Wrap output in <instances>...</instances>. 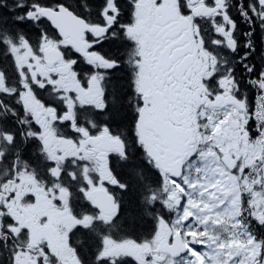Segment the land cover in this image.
Listing matches in <instances>:
<instances>
[{"label":"snow or ice","instance_id":"6c2138e0","mask_svg":"<svg viewBox=\"0 0 264 264\" xmlns=\"http://www.w3.org/2000/svg\"><path fill=\"white\" fill-rule=\"evenodd\" d=\"M54 5L0 0V47L17 48L15 33L32 50L20 65L11 50L5 52L10 67L0 68V77L6 85L11 71L19 89L4 94L16 98L25 116L18 119L11 107L0 112V139L12 146L11 129L19 123L35 127L28 136L40 139L41 125L29 119L20 100L27 90L51 111L49 124H65L80 138H64L79 149L62 158L72 162L70 181L77 180L73 169H87L84 153L92 140L107 137L119 145L118 154L103 151L110 179L98 173L95 180L80 177L79 191L103 187L113 210L105 217L97 208L99 218L75 227L79 250L87 253L89 237L101 229L111 232L139 220L151 227L153 240L160 237L169 248L182 245L173 254L183 264H264V0H149L147 12L140 0H82L83 11H95L97 18L94 25L79 18L83 48L54 21L57 9L66 10L61 0ZM29 36L39 41L35 49ZM46 41L70 59L75 87L58 83L62 74L51 68L59 61L47 73L36 72L32 60L37 51L43 56L40 45ZM77 108L82 125L65 118ZM39 154L46 156L43 146ZM6 155L0 151V163ZM46 162L51 172L56 160L46 156ZM5 211L0 205V213ZM14 227L12 216L0 215V250L8 252L0 264H45L49 253L59 260L50 244L37 256L21 248L23 229ZM76 251V264H84ZM102 260L111 264L103 254L95 264Z\"/></svg>","mask_w":264,"mask_h":264},{"label":"flooded vegetation","instance_id":"af4514ba","mask_svg":"<svg viewBox=\"0 0 264 264\" xmlns=\"http://www.w3.org/2000/svg\"><path fill=\"white\" fill-rule=\"evenodd\" d=\"M38 2L41 4L42 2H46V3H50V4H54V0H38ZM61 3L65 6V9H67L69 12H71L74 16L80 18L83 17L84 20L88 21L90 25H94L97 22V18L95 15V11L91 14L89 13H85L83 11V6H82V2H80L79 4H70L68 2V0H61ZM86 3V2H83ZM149 4V0H140V10L147 12V5ZM55 6V5H52ZM168 11L170 13H174L175 9L173 7H169ZM92 31H96L99 32V29L96 27H92ZM1 35H3V33H1ZM237 35H239V31L237 32ZM12 37L13 39H16L15 33H12ZM29 39H32V43H33V49L36 48L37 44L39 43V41L33 39L32 37H29ZM20 47L27 52V55L24 57H19L17 55L14 54L16 63L18 65L20 64H24L25 60L32 54V50L29 49L22 41L19 44ZM40 48L43 51V56H41L40 51H37L36 56L33 57L32 63L36 68V72L37 73H47L50 70V65H51V61L52 59L47 57L46 54L47 52H49L51 49H54L57 51V48L55 46L54 43L46 41L43 44L40 45ZM7 51V49L5 47H0V68H5L7 70V68L10 67V63H9V58L5 55V52ZM59 65L56 63L54 68H51L52 71H56L59 72L64 66H61V64H71L70 63V59L68 58H61L59 57ZM71 67V66H70ZM70 67L65 66L62 70V73H64V75H61V78L59 79L58 83L62 84L65 86V83L63 81L64 78L67 77L68 71L70 69ZM13 87L15 86L17 89H19V83H18V79L11 73V71H8L7 74V78H6V85H5V79L3 77H0V91L3 89H8L9 87ZM5 92H0V112H3L5 110V108L11 107V108H16L18 111V119H22L25 114H24V110H21L19 108V104L18 103H14V100L16 99L15 97L12 96H8L4 94ZM24 95H25V105L27 108H30V104L29 102L34 101L32 95L30 92H28L27 90L24 91ZM46 95V94H45ZM29 119H32V116L29 117ZM47 119V118H46ZM79 123L81 124L82 121H80V119H78L76 121V124ZM51 125V124H50ZM52 126V125H51ZM61 130L65 135H69L70 137L73 138V133L70 131L69 126L65 125V124H61ZM15 135H16V141L15 143L10 146L9 148L11 149V153L9 155H7V157H5V161L6 162H17V161H21L24 162L25 160L27 161V164L29 165H35L37 163H39L38 161V157H37V153H36V146L39 145L38 140H36L34 137L33 138H29L28 136V132L31 130L33 131L34 128L32 125H30L29 123H19L17 124L16 127H14L13 129H11ZM125 141L127 142V137H125ZM84 143H89L88 141L84 140ZM91 145L93 146V148L87 152H85V154H92V151H96L97 149H94V146H96V148H98L99 150V145L94 144L93 142H90ZM83 146V145H81ZM19 148L21 149L20 151V158L19 160H15L14 156H15V150ZM101 148V147H100ZM31 149H34L33 153H29V151ZM102 151H98L96 153V156H94V158L98 161H103V151H107L106 148H101ZM107 167H105V172L103 174H108ZM103 169V168H102ZM83 170V169H82ZM104 178V177H102ZM107 179V178H104ZM110 179V177L108 178ZM97 189H104L103 187H96ZM112 188L109 185V191ZM105 190V189H104ZM77 203H76V209L78 212H90V208L87 205H83L82 201H81V197L79 195H77ZM76 237L74 238V240L77 239V237L80 235V233H76ZM101 254H103V256H105L106 254L103 253V250L101 252ZM100 254V255H101ZM103 261V260H102Z\"/></svg>","mask_w":264,"mask_h":264},{"label":"trees","instance_id":"16d2710c","mask_svg":"<svg viewBox=\"0 0 264 264\" xmlns=\"http://www.w3.org/2000/svg\"><path fill=\"white\" fill-rule=\"evenodd\" d=\"M68 2L70 4H79L80 2H82V0H68ZM83 2L91 4V3H93V0H83ZM257 63H259V61H257ZM33 152H34V149H31L29 151V153H33ZM144 176H145V181L151 180V178L148 176L147 173H144ZM118 229L129 234L132 237H135V238H143V237L150 235L152 233L151 227L146 223L140 222L139 220H136L133 222L125 221L124 225ZM89 239H90V243L88 244L89 250L86 253V258L88 260L90 259L91 254L94 250L95 241H96V240L94 241V239H92L90 237H89ZM76 247L79 250V245H77V243H76ZM79 251H82L83 253H85L83 250H79ZM89 254H90V256H88Z\"/></svg>","mask_w":264,"mask_h":264},{"label":"rangeland","instance_id":"374dc122","mask_svg":"<svg viewBox=\"0 0 264 264\" xmlns=\"http://www.w3.org/2000/svg\"><path fill=\"white\" fill-rule=\"evenodd\" d=\"M216 231H221L220 229H216ZM83 256H86V253H84V254H82ZM88 256H90V254L88 255ZM80 260H82V258L81 257H78ZM174 264H183V261H182V259L179 261V262H176V263H174Z\"/></svg>","mask_w":264,"mask_h":264},{"label":"water","instance_id":"95a60500","mask_svg":"<svg viewBox=\"0 0 264 264\" xmlns=\"http://www.w3.org/2000/svg\"><path fill=\"white\" fill-rule=\"evenodd\" d=\"M53 19H55V18L53 17Z\"/></svg>","mask_w":264,"mask_h":264}]
</instances>
